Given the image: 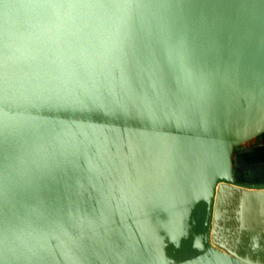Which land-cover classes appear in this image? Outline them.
<instances>
[{
    "label": "water",
    "instance_id": "water-1",
    "mask_svg": "<svg viewBox=\"0 0 264 264\" xmlns=\"http://www.w3.org/2000/svg\"><path fill=\"white\" fill-rule=\"evenodd\" d=\"M263 135L264 0H0V264H264Z\"/></svg>",
    "mask_w": 264,
    "mask_h": 264
},
{
    "label": "rangeland",
    "instance_id": "rangeland-1",
    "mask_svg": "<svg viewBox=\"0 0 264 264\" xmlns=\"http://www.w3.org/2000/svg\"><path fill=\"white\" fill-rule=\"evenodd\" d=\"M264 136V135H263ZM258 138H256V139H253L252 141H250V142H248V143H246L245 145H243V147H251V146H253L254 144H256V143H258Z\"/></svg>",
    "mask_w": 264,
    "mask_h": 264
},
{
    "label": "crops",
    "instance_id": "crops-1",
    "mask_svg": "<svg viewBox=\"0 0 264 264\" xmlns=\"http://www.w3.org/2000/svg\"><path fill=\"white\" fill-rule=\"evenodd\" d=\"M257 144H258V143L254 144V145H257ZM254 145H253V146H254Z\"/></svg>",
    "mask_w": 264,
    "mask_h": 264
},
{
    "label": "flooded vegetation",
    "instance_id": "flooded-vegetation-1",
    "mask_svg": "<svg viewBox=\"0 0 264 264\" xmlns=\"http://www.w3.org/2000/svg\"><path fill=\"white\" fill-rule=\"evenodd\" d=\"M264 137V136H263ZM258 140H260V138H258Z\"/></svg>",
    "mask_w": 264,
    "mask_h": 264
}]
</instances>
